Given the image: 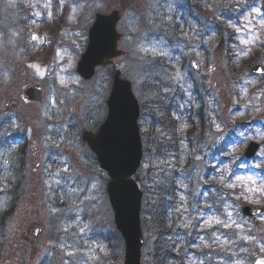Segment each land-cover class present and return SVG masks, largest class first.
<instances>
[{
	"label": "rangeland",
	"instance_id": "obj_1",
	"mask_svg": "<svg viewBox=\"0 0 264 264\" xmlns=\"http://www.w3.org/2000/svg\"><path fill=\"white\" fill-rule=\"evenodd\" d=\"M219 1L0 0V98L5 100L0 101V119L12 118L15 133L27 137L29 160L25 188L23 184L15 213L6 222L0 264H16V248L28 222L43 225L45 233L35 245L37 260L25 264H124V242L116 236L106 191L109 177L81 139L84 131L97 130L107 116L114 70L99 69L91 81H84L77 64L86 50L95 15L122 11L125 3L118 27L124 36L119 48L128 54L116 61L122 77L132 83L142 105L156 102L161 90L168 98L177 95L179 118L189 113L193 121L199 120L195 114L203 106L209 125L201 145L196 146V137L194 147L187 139L182 142L178 166L175 156L165 161L169 170L178 168L179 212L190 214L183 217V223L191 229L188 233L195 229L197 234L194 264H251L264 256V215L253 221L238 216L244 205L264 206V193L248 190L264 184L252 174L233 177L229 168L240 159L245 165L242 170L264 167V77L251 75L242 63L264 38L260 26L264 0H226L223 5ZM249 21L252 32L244 27ZM33 35L39 39L33 40ZM24 36L30 40L29 52ZM253 36L259 39L241 42ZM193 59L199 63L198 72L191 68ZM229 59L237 69L234 75ZM29 65H39L44 75ZM34 83L44 89L43 102L17 108L16 98ZM22 113L29 115L24 126L19 118ZM146 118L142 133L149 125ZM31 141L34 150L30 152ZM252 141L262 149L258 160L247 165L244 151ZM227 142L230 145L225 149ZM22 149L17 147L18 152ZM155 154L151 149L144 159L140 184H146L150 169L163 163ZM248 176L256 185L236 179ZM4 191L0 190L2 211L6 209L3 204H8ZM146 204L144 200L143 216L145 224H150ZM177 214L172 212V222ZM216 220L230 226L216 224ZM152 227L144 232L143 264L151 262ZM245 229L251 238L244 240L242 249L229 251V239L238 233L242 236Z\"/></svg>",
	"mask_w": 264,
	"mask_h": 264
},
{
	"label": "water",
	"instance_id": "obj_2",
	"mask_svg": "<svg viewBox=\"0 0 264 264\" xmlns=\"http://www.w3.org/2000/svg\"><path fill=\"white\" fill-rule=\"evenodd\" d=\"M121 20L118 11L110 15L98 14L89 32V42L85 53L78 63V74L86 81L91 80L98 67L113 64L114 59L126 55L118 50L121 35L116 27ZM116 68L118 65H114ZM193 69L198 70L194 60ZM252 74L264 75V66L256 65ZM26 95L30 101H42V88L34 85L28 88ZM108 114L97 132L85 131L82 140L95 154L100 167L108 174L110 181L107 193L114 212L116 228L125 242L124 264H142L144 237L141 224L143 193L134 179L143 160V145L139 119L140 105L133 93L131 82L121 77L116 71L113 76L112 90L107 101ZM260 145L251 142L246 150V157L256 156ZM243 214L248 218H258L262 211L259 208L246 206ZM42 232L37 228L33 237ZM264 261V257L253 260Z\"/></svg>",
	"mask_w": 264,
	"mask_h": 264
},
{
	"label": "trees",
	"instance_id": "obj_3",
	"mask_svg": "<svg viewBox=\"0 0 264 264\" xmlns=\"http://www.w3.org/2000/svg\"><path fill=\"white\" fill-rule=\"evenodd\" d=\"M225 1L226 0H220L219 3L222 4ZM222 11L224 14H228V9L224 6H222ZM262 42L259 47L257 46L254 48L250 57L242 62L245 71H248V69L255 64H264V53H261V48H264V38L262 39ZM25 47H27V50L30 48V46L28 47L27 45ZM232 56L233 54L230 57ZM157 64L159 63L157 62ZM229 67L231 73L234 75L237 69H235V64L232 59H229ZM147 86L150 87V84H147ZM157 96L156 102H151L147 107L146 105H142L145 115L141 122V125L144 126L145 124L143 121L145 120V117L148 118L146 119L149 125H147V129L143 131L145 161L147 160L148 152L151 149H154L156 152L155 155L163 160L162 164L149 170L145 180L146 184L143 182L140 184L144 192V200L147 202V207H149L150 218L152 219L150 224H144V228L148 231V226L150 229V225H152V232L154 233L155 238L150 264H194V255L196 253L194 254L193 246L197 243L196 231L194 229L191 234L188 233L191 229H186V226L188 225L185 224V226L182 220L183 217L186 218V214L184 215L182 212H179L180 205H177V197H175V188L177 184L176 170H178V168L174 167L172 168L173 170H169V165L165 161L172 156H175L178 159V164L176 163L178 166L181 156L182 142L188 140L190 146L194 147L193 137H196V139H198L196 146L201 145V142L205 139V134L209 129V125L203 112L202 102V108H199V112L195 114V117H199V120L193 121L192 116L190 118L189 113L188 115H183V117L181 116V118H179L178 114L181 112L176 105L175 98H168V95L162 93L161 90ZM197 98L198 95L195 96V99ZM184 127L188 128V130L182 131ZM154 134L156 135L155 137ZM229 145L230 142H227L225 149L228 148ZM197 154H200L199 150L197 151ZM245 163L247 164L246 161ZM242 167H244L242 159H240L238 163L234 162L229 167L232 169L230 175L234 177L252 174L259 184H264V167L261 169L254 167L253 169L246 170H242ZM140 181L141 178H138V182ZM21 194L22 193H16L13 190L5 193V197L8 198V204L4 207L6 209L3 211L0 210V257L4 247L3 238L6 222L12 217L14 204L19 201ZM171 207L176 208L175 211L178 213L177 219L174 221L176 224L175 227H178V231L174 236L169 237V231L171 232L173 230V227L169 222ZM262 208L264 211V206ZM238 216L240 219H243L241 214ZM232 228H237V226H233ZM245 230L246 231L243 232L242 236L238 233L235 238L229 239V251H232L233 249L235 251L242 249L244 246V240H246V238H251V233L248 229ZM116 236L119 237L117 233Z\"/></svg>",
	"mask_w": 264,
	"mask_h": 264
},
{
	"label": "flooded vegetation",
	"instance_id": "obj_4",
	"mask_svg": "<svg viewBox=\"0 0 264 264\" xmlns=\"http://www.w3.org/2000/svg\"><path fill=\"white\" fill-rule=\"evenodd\" d=\"M27 87H25L22 90L21 98L20 97L16 98L15 106L17 108H20L22 106L28 108L33 105L32 102H29L26 99V96L24 94V90ZM0 101L1 103L5 102L3 97L0 98ZM14 117L17 118L18 115ZM19 118L21 125L24 126L27 120L29 119V115L28 113L26 114L22 113L19 116ZM11 120L12 118L0 119V190L4 188L5 191L3 193H7L8 192L7 188L9 189L11 188V190L15 191L16 193L18 192L22 193L26 185V179L28 177V163H29L27 157L28 143H27V137L22 135L20 136L17 133H15L14 129L12 128ZM19 145L22 146L23 148L22 150H20V152H18L17 150V147ZM33 145H34V141H31L29 144L30 152L34 150ZM7 182L9 183L8 186H7ZM23 184H24V188H23ZM18 202L14 204L12 216L15 213ZM36 227L42 229V232L38 237L39 239L38 238L34 239L33 237V232ZM44 233H45V228L43 225L37 223H31V222H28L26 224V226L24 227V233H22L19 238V243H20L19 247L16 248L18 251L17 258L14 259L16 264H23V263L25 264L27 261L35 262L37 260L39 254L36 253L37 250L35 245H38L40 243ZM54 239L58 240L59 238L54 237ZM43 263L44 262H41V264Z\"/></svg>",
	"mask_w": 264,
	"mask_h": 264
},
{
	"label": "snow or ice",
	"instance_id": "obj_5",
	"mask_svg": "<svg viewBox=\"0 0 264 264\" xmlns=\"http://www.w3.org/2000/svg\"><path fill=\"white\" fill-rule=\"evenodd\" d=\"M254 11L257 12V15H259V10H256L254 9ZM37 15H39L37 13ZM251 24V22L249 21L248 24H246L244 27L249 31V32H252L253 29L251 27H249V25ZM260 26L261 27H264V18L261 19V23H260ZM239 30V29H238ZM32 39L33 40H38L39 38L36 36V35H33L32 36ZM259 37L258 36H253V40L249 41V40H242L241 42L242 43H252L254 42L255 40H258ZM29 67H33L36 69L37 73L41 76L44 75V73L42 71H40V68H39V65H29ZM61 83H64L63 80H61ZM217 129L218 130H221L220 129V125H216ZM257 167H259V165H257ZM237 180H246L250 185H256V180L252 177V176H248V177H236ZM229 187H233V185H228ZM249 191H258V192H261V193H264V187H260V188H249L248 189ZM229 219L231 218V212L227 213ZM209 224H211V221H208ZM216 224H223L224 227H229L230 225L227 224V223H224L223 221H220V220H216L215 221ZM239 227V226H238ZM247 239V238H246ZM255 264H264V261H261V260H258V261H255Z\"/></svg>",
	"mask_w": 264,
	"mask_h": 264
}]
</instances>
